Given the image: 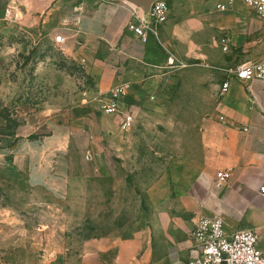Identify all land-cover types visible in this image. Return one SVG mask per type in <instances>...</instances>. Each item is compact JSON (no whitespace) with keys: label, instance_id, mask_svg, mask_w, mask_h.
I'll use <instances>...</instances> for the list:
<instances>
[{"label":"crops","instance_id":"1","mask_svg":"<svg viewBox=\"0 0 264 264\" xmlns=\"http://www.w3.org/2000/svg\"><path fill=\"white\" fill-rule=\"evenodd\" d=\"M223 1L168 0L169 17L158 25L160 41L153 35L143 41L128 23L147 19L148 12L127 0H0V157L10 137L8 108L13 101L20 100L15 137L38 139L36 118L56 115L57 34L66 37L67 62L93 73L99 95L106 96L121 82L130 84L122 111L168 103L192 77L203 151L192 186L178 198V210L189 226L185 221L162 226L159 241L166 264H186L192 231L203 216L222 218L229 232L255 230L264 250V195L259 191L264 182V79L243 81L234 74L243 63L264 60V18L244 0L221 10ZM11 32L32 38V44L10 43ZM223 38H228L225 43ZM173 59L174 66L169 63ZM13 63L21 65L18 80L11 77ZM30 66L33 81L48 85L46 97L32 94L44 101L34 108L23 101L30 94L20 86L29 82ZM226 80L230 86L223 91ZM220 170L231 175L219 186ZM151 255L147 250L144 258Z\"/></svg>","mask_w":264,"mask_h":264},{"label":"rangeland","instance_id":"2","mask_svg":"<svg viewBox=\"0 0 264 264\" xmlns=\"http://www.w3.org/2000/svg\"><path fill=\"white\" fill-rule=\"evenodd\" d=\"M10 35V43L32 44ZM53 54L56 115L36 118L40 137H15L20 100L8 108L0 264H166L162 226L188 221L178 198L192 186L203 151L193 78L168 103L131 109L133 121L123 127L120 115L102 111L105 96L97 93L93 73L69 64L58 45ZM18 68L13 63L10 72L16 80ZM27 73L29 82L20 86L30 96L23 101L43 105L32 94L46 97L48 85L33 81L31 66Z\"/></svg>","mask_w":264,"mask_h":264},{"label":"built area","instance_id":"3","mask_svg":"<svg viewBox=\"0 0 264 264\" xmlns=\"http://www.w3.org/2000/svg\"><path fill=\"white\" fill-rule=\"evenodd\" d=\"M247 7L264 18V0H244ZM235 0H224L218 5L221 10L228 9ZM132 10L135 8L128 4ZM170 13L168 0H154L148 12V18L140 22L130 21L128 27L136 36L147 41L151 35L160 41L158 25L165 22ZM228 38H223L226 42ZM55 44L64 50L66 37L55 35ZM226 50V46L223 47ZM82 62H85L83 59ZM174 66L175 59L170 60ZM182 64V63H180ZM236 78L249 80L253 78L264 79V60L246 62L239 65L234 72ZM230 81L222 84L226 91ZM130 84L121 82L115 85L105 96L102 111L106 115H120L121 125L127 127L133 121L131 110L122 111L120 106L128 94ZM264 116V113H263ZM229 170L217 172V185H222L230 177ZM259 191L264 195V182L260 184ZM192 245L189 246V258L186 264H264V250L259 246V236L253 229H243L229 232L222 218L218 216L200 217L192 231Z\"/></svg>","mask_w":264,"mask_h":264},{"label":"water","instance_id":"4","mask_svg":"<svg viewBox=\"0 0 264 264\" xmlns=\"http://www.w3.org/2000/svg\"><path fill=\"white\" fill-rule=\"evenodd\" d=\"M127 1L135 4L138 7H141L146 12H149L152 2L154 0H127Z\"/></svg>","mask_w":264,"mask_h":264},{"label":"trees","instance_id":"5","mask_svg":"<svg viewBox=\"0 0 264 264\" xmlns=\"http://www.w3.org/2000/svg\"><path fill=\"white\" fill-rule=\"evenodd\" d=\"M9 120V119H8Z\"/></svg>","mask_w":264,"mask_h":264}]
</instances>
